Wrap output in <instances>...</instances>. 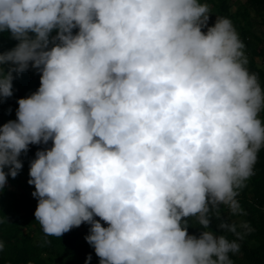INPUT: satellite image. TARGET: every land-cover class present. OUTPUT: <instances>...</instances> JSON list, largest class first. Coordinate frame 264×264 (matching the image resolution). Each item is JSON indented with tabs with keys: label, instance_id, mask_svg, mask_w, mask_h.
Wrapping results in <instances>:
<instances>
[{
	"label": "clouds",
	"instance_id": "1",
	"mask_svg": "<svg viewBox=\"0 0 264 264\" xmlns=\"http://www.w3.org/2000/svg\"><path fill=\"white\" fill-rule=\"evenodd\" d=\"M210 13L201 0H0L16 43L0 52V102L39 73L0 126V190L41 148L27 182L45 236L87 223L99 264H234L253 231L231 217L247 215L238 197L264 150V84L232 20L209 26Z\"/></svg>",
	"mask_w": 264,
	"mask_h": 264
},
{
	"label": "trees",
	"instance_id": "2",
	"mask_svg": "<svg viewBox=\"0 0 264 264\" xmlns=\"http://www.w3.org/2000/svg\"><path fill=\"white\" fill-rule=\"evenodd\" d=\"M201 2L210 5L209 26L215 23L217 16L232 20L246 45L248 69L257 73L264 84V32L261 31L264 28V0ZM12 41L9 33H0V52L14 47L16 43ZM38 87L39 73L34 69L22 73L13 81V96L0 102V126L16 119L17 100L36 91ZM37 150L42 149L29 146V151L20 157L22 170L16 178L8 177L9 189L5 187L3 191L0 190V241L5 245L0 251V264H85L89 254L92 257L89 264H99L94 248L85 240L90 225L82 224L58 238L45 236L39 222L35 221L34 212L38 201L32 196L34 185H29L27 181L30 178V161L35 158ZM254 173L238 197L247 215L231 217L233 221H247L253 229L240 241V252L230 254L234 264H264V150L258 155ZM227 215L225 212L222 218L226 219ZM217 223L213 219L211 227L219 234ZM189 224V234L199 235L202 230L199 225L193 220H189ZM234 238L229 234V239Z\"/></svg>",
	"mask_w": 264,
	"mask_h": 264
},
{
	"label": "rangeland",
	"instance_id": "3",
	"mask_svg": "<svg viewBox=\"0 0 264 264\" xmlns=\"http://www.w3.org/2000/svg\"><path fill=\"white\" fill-rule=\"evenodd\" d=\"M234 3L237 1V0H232ZM242 2L243 0H239V2ZM234 9V7L232 6V10ZM261 31H263L264 32V28L263 29H261Z\"/></svg>",
	"mask_w": 264,
	"mask_h": 264
}]
</instances>
